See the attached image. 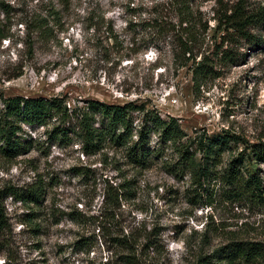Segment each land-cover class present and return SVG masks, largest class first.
Listing matches in <instances>:
<instances>
[{"label":"rangeland","instance_id":"374dc122","mask_svg":"<svg viewBox=\"0 0 264 264\" xmlns=\"http://www.w3.org/2000/svg\"><path fill=\"white\" fill-rule=\"evenodd\" d=\"M47 2L0 0L7 35L0 39V117L3 97L12 95L59 96L68 108L92 99L142 104L176 118L189 136L239 139L223 153L221 170L245 142L264 141V25L246 26L255 37L247 41L224 16L254 12L264 0H51L57 10L51 30L29 31L28 16L47 15ZM180 2L200 19L195 60L210 74L199 87L191 62L180 66L183 58L175 55ZM219 47L232 59L221 60ZM57 125L21 124L18 135L31 140L28 150L15 158L0 153V188L41 180L46 191L30 205V221L22 203L4 198L9 227L1 236L0 264H122L124 245L113 239L130 231L140 235L136 264H194L231 241L264 244V199L231 198L220 180L206 189L191 186L188 177L168 173L162 160L134 167L111 146L84 157L79 142ZM83 166L91 171L76 174ZM257 168L264 176V164ZM123 179L131 180L132 198L103 206L106 185ZM75 208L81 214L71 216ZM144 234L155 237L157 250L142 246Z\"/></svg>","mask_w":264,"mask_h":264},{"label":"trees","instance_id":"16d2710c","mask_svg":"<svg viewBox=\"0 0 264 264\" xmlns=\"http://www.w3.org/2000/svg\"><path fill=\"white\" fill-rule=\"evenodd\" d=\"M47 1L46 7L49 9L47 15L35 13L28 16L31 23L25 25L29 31L45 34L51 30L49 18L55 17L57 10L52 5L53 1ZM4 7L7 11V5ZM224 16L226 21L230 22V27L240 32L247 41H253L255 37L246 30V26L256 22L264 25V7L248 14L239 9L231 16ZM177 18V30L173 39L177 51L175 55L176 58H180L179 56L183 58L179 61L180 66H186L191 62L192 82L195 87H199L201 81L210 74L205 62L195 60L194 48L198 40L196 24L200 19L189 4L182 2L177 11ZM106 32L109 37H114L110 27ZM6 37L4 28L0 25V39ZM148 46L149 44L144 49ZM219 48L216 54L220 53L221 60L232 59L228 50ZM3 104V113L0 117V153L8 158H15L30 147L31 140L21 139L18 135L22 130L21 124L43 125L53 120L59 124L54 129L61 128L64 136L70 135L68 138L79 142L80 152L84 157L111 146L114 150H121L127 164L134 167L142 169L149 167L154 160H162L168 173L179 179L188 177L191 186L206 189L213 181L220 180L230 188L231 198L245 196L264 199V176H261L257 168V165L264 164V141L245 142L242 150L232 155L221 170L218 168L222 163L223 153L229 149L231 141L236 142L239 139L226 134L212 137L203 134L189 136L176 118L173 116L164 118L152 109H145L142 104L106 103L92 99L85 106L68 108L64 99L59 96L21 95L3 97ZM135 120L139 123L136 124ZM152 137L156 138L154 144ZM75 170L76 174L80 173L82 176L86 175V171H91L89 166L77 167ZM41 183V180H37L25 188L14 185L0 188V250L1 236L9 227L3 204L4 198L9 195L20 200L27 209L23 217L30 221L34 217L30 205L39 203L45 196V186ZM130 183L131 180L125 179L114 186L108 183L101 204L103 206L110 203L119 204L122 195L131 199ZM76 214H81L77 208L70 212L71 216ZM139 238L140 235L137 236L131 231L123 237H114L113 243L124 245L123 251H126L120 257L123 259L122 264H136L135 255L139 248L137 247ZM154 238L144 234L145 243L142 246L145 245V249L157 250ZM262 261L264 244L255 241H231L209 255L200 256L194 264H254Z\"/></svg>","mask_w":264,"mask_h":264},{"label":"built area","instance_id":"2783aa9c","mask_svg":"<svg viewBox=\"0 0 264 264\" xmlns=\"http://www.w3.org/2000/svg\"><path fill=\"white\" fill-rule=\"evenodd\" d=\"M12 197V196H11ZM13 198V197H12ZM14 199V198H13ZM15 201H19L20 203H21V201L20 200H16V199H14Z\"/></svg>","mask_w":264,"mask_h":264}]
</instances>
